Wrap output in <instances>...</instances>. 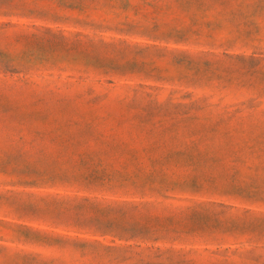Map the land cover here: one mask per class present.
Listing matches in <instances>:
<instances>
[{"label":"rangeland","instance_id":"374dc122","mask_svg":"<svg viewBox=\"0 0 264 264\" xmlns=\"http://www.w3.org/2000/svg\"><path fill=\"white\" fill-rule=\"evenodd\" d=\"M0 264H264V0H0Z\"/></svg>","mask_w":264,"mask_h":264}]
</instances>
